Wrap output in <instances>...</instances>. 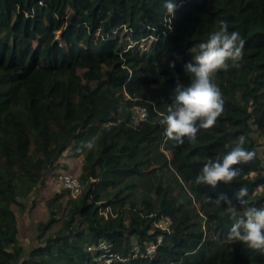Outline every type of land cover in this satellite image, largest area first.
I'll return each mask as SVG.
<instances>
[{"label":"trees","instance_id":"obj_1","mask_svg":"<svg viewBox=\"0 0 264 264\" xmlns=\"http://www.w3.org/2000/svg\"><path fill=\"white\" fill-rule=\"evenodd\" d=\"M175 3L173 18L164 0H0V264H101L87 251L100 242L123 259L111 264H264V253L226 239L243 208L207 201L236 204L245 186L248 206H264V0ZM221 20L246 41L243 59L214 76L224 100L215 126L177 146L162 114L177 83L191 82L190 50ZM136 106L146 110L138 123ZM241 135L255 155L235 166L240 175L195 185ZM66 152L81 157L80 192L45 201L39 245L26 253L18 218L45 177L66 169ZM161 218L168 231L155 226ZM151 243V257L131 258Z\"/></svg>","mask_w":264,"mask_h":264},{"label":"clouds","instance_id":"obj_2","mask_svg":"<svg viewBox=\"0 0 264 264\" xmlns=\"http://www.w3.org/2000/svg\"><path fill=\"white\" fill-rule=\"evenodd\" d=\"M163 6L168 17L174 18L177 8L175 0H164ZM245 44L240 32L229 31L228 22L221 20L208 39L197 45L198 51L190 50L192 60L183 65V70L190 76L191 82L186 87L177 83L170 96L171 103L166 106V114H162L160 120V124L165 126L166 140L181 146L186 140L194 142L200 130L215 126L224 111V100L219 87L213 82L214 76L218 71L240 66ZM169 67L174 69L175 61ZM234 144L222 159H209L203 165L195 177V185L216 188L219 183L229 184L240 175V169L235 166L250 161L255 153L244 148L243 135ZM84 147L91 150L94 140L86 142ZM247 196V187L241 186L235 194L236 204L224 194L207 201L233 215L237 213V204L240 205L242 215L231 225L226 239L239 242L248 250L264 253V206H248Z\"/></svg>","mask_w":264,"mask_h":264},{"label":"rangeland","instance_id":"obj_3","mask_svg":"<svg viewBox=\"0 0 264 264\" xmlns=\"http://www.w3.org/2000/svg\"><path fill=\"white\" fill-rule=\"evenodd\" d=\"M148 42L146 41L143 47L147 48L150 44ZM70 155L71 152H66L62 155L59 162L67 166L66 169L60 168L59 170H55L53 173H50L45 177L43 185L37 189V195L26 201V211L18 218L19 242L26 250V253H28L30 249L39 245V242L36 238L37 225L38 223L45 222L48 219L45 201L51 198L54 193L62 190L58 180L59 175L67 174L74 177L78 176L79 165L77 162L75 163L69 158ZM14 211L16 212V209H14ZM58 227L59 223L55 225L52 230H55Z\"/></svg>","mask_w":264,"mask_h":264},{"label":"built area","instance_id":"obj_4","mask_svg":"<svg viewBox=\"0 0 264 264\" xmlns=\"http://www.w3.org/2000/svg\"><path fill=\"white\" fill-rule=\"evenodd\" d=\"M146 117V110L141 106H136L133 108V119L135 123H138L144 120ZM59 184L61 185L62 189L68 191V193L72 197H76L81 189V185L77 177L67 175V174H60L58 177ZM155 226L162 231H168L169 221L167 218H161L156 223ZM158 243H160V239H158ZM112 245L106 242H100L96 246L87 247L88 252H97L99 253L96 261L101 264H111L114 261L121 260L119 255L111 251ZM156 251V244H149L147 245L143 251L137 245H134L131 249V258H146L151 257ZM123 260V259H122ZM121 260V261H122Z\"/></svg>","mask_w":264,"mask_h":264},{"label":"crops","instance_id":"obj_5","mask_svg":"<svg viewBox=\"0 0 264 264\" xmlns=\"http://www.w3.org/2000/svg\"><path fill=\"white\" fill-rule=\"evenodd\" d=\"M70 156H72V153H71ZM70 156H69V158L72 159L73 162H75V163L77 162V163H78V165H79V169H80V165H81V157H73V156H72V157H73V158H72V157H70ZM66 167H67V166H66ZM79 169H78V171H79ZM78 173H79V172H78ZM106 212H107V210L104 211V214H106Z\"/></svg>","mask_w":264,"mask_h":264}]
</instances>
